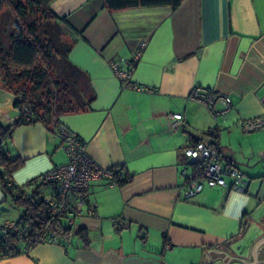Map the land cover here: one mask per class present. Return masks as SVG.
<instances>
[{"label": "crops", "instance_id": "obj_1", "mask_svg": "<svg viewBox=\"0 0 264 264\" xmlns=\"http://www.w3.org/2000/svg\"><path fill=\"white\" fill-rule=\"evenodd\" d=\"M48 8L65 18L69 60L87 74L95 93L87 110L59 120L85 143L99 168L120 170L132 181L91 182L85 197L95 212L76 220L68 240L38 244L0 264H264V244L256 252L259 240L251 244L264 230V129L240 128L242 121L264 115V0H184L175 10L115 12L104 9L102 0H53ZM114 62L129 72V87L122 86ZM196 86L228 96L230 110L213 117L189 99ZM14 100L0 81L3 126L20 119ZM222 108L216 105L218 112ZM175 113L184 124L172 130L169 116ZM209 130L219 136L223 164L245 174L247 192L230 191L227 180L226 187L184 199L183 150L197 140L214 142ZM59 145L51 126L15 128L6 152L24 165L12 183L25 188L65 164ZM7 201L0 187V235L17 222L7 216ZM116 218L127 227L117 228Z\"/></svg>", "mask_w": 264, "mask_h": 264}, {"label": "trees", "instance_id": "obj_2", "mask_svg": "<svg viewBox=\"0 0 264 264\" xmlns=\"http://www.w3.org/2000/svg\"><path fill=\"white\" fill-rule=\"evenodd\" d=\"M53 0H0V39L7 37V43H0V81L4 88L27 81L29 93L24 87L13 93L16 107L19 102L29 105L32 119L20 118L9 126L0 124V187L13 205L22 208V215L17 226L29 230L31 236L39 237L50 234L68 240L71 229L58 218H52L46 212V205L41 199L40 187L49 183L35 178L25 188H18L12 183V175L22 168L24 161L11 158L6 147L12 141L15 128L26 123H43L59 118L66 113L85 111L95 98L89 77L72 64L69 53L72 42L64 39V27H69L65 18H58L48 8ZM184 0H102L103 8L109 12L122 11L139 7L167 6L177 9ZM32 98L31 101L27 97ZM45 97V100L42 98ZM51 104H54L52 110ZM213 131V132H212ZM213 137L209 146H218L216 130L207 131ZM202 142L200 140L194 143ZM197 168L193 166L195 172ZM199 171V170H198ZM112 172L118 186L132 181V176L125 174L120 179L119 171ZM33 186L32 191L27 190ZM264 219L260 221L264 225ZM11 234L0 235V255L6 246L13 254H18Z\"/></svg>", "mask_w": 264, "mask_h": 264}, {"label": "built area", "instance_id": "obj_3", "mask_svg": "<svg viewBox=\"0 0 264 264\" xmlns=\"http://www.w3.org/2000/svg\"><path fill=\"white\" fill-rule=\"evenodd\" d=\"M144 45L141 47L143 48ZM112 69L122 81V86L129 87L126 81L128 71L118 69L117 64L112 63ZM140 90H144L143 88ZM146 91V90H145ZM189 99L204 105L208 112L216 117L219 113L226 114L231 108V99L228 96H220L213 90L196 86L189 94ZM221 103L220 112L216 105ZM264 110V95L261 98ZM20 118L30 121L32 112L29 106L19 102L14 107ZM172 130L179 129L184 124V117L180 113L169 116ZM244 133L257 132L264 129V115L259 118L244 120L240 123ZM51 130L60 141L59 149L64 152L67 162L54 166L41 175L40 180L49 183L50 191L41 199L46 205V212L52 218H58L73 233L76 220L83 214L93 215L94 206L87 204L85 194L88 192L91 182L107 177L112 185H117L112 172L99 168L89 157L85 143L78 138L60 120H51ZM213 132V131H212ZM183 155L186 158L188 170L182 172L184 186L182 195L184 199H191L200 194L205 188L226 187L230 182L229 190L236 193H246L248 182L245 174L234 167L225 166L218 146H209L203 142L192 143L184 148ZM193 166L197 170L193 171ZM199 170V171H198ZM122 179L123 176L119 175ZM117 228L127 227V223L119 218L113 220ZM2 233L11 234L14 238L16 253H28L34 246L41 243L58 244L59 238L50 234H42L39 237L31 236L29 230L17 226L16 222L8 223L2 229ZM13 252L9 246L3 250L0 259Z\"/></svg>", "mask_w": 264, "mask_h": 264}, {"label": "rangeland", "instance_id": "obj_4", "mask_svg": "<svg viewBox=\"0 0 264 264\" xmlns=\"http://www.w3.org/2000/svg\"><path fill=\"white\" fill-rule=\"evenodd\" d=\"M0 43L2 45L6 44L7 43V37H4L3 39L1 38L0 39ZM21 87H24L26 92L29 93L30 91V88H31V85L27 82V81H23V82H20L19 84H15V85H12V86H7V88H10L12 92L15 93L16 90L20 89ZM11 92V93H12ZM13 94V93H12ZM30 96L27 97V100L31 101L32 98H29ZM45 102H46V99L45 97H42ZM15 101V100H14ZM29 104V103H28ZM26 105V106H29V105ZM52 106V110H54V104H51ZM49 124H51V121L49 122ZM48 126H51V125H48ZM40 191H42V194H47L48 191H49V187L48 186H41L40 188ZM39 191V192H40ZM4 208H6L8 210L7 212V216L12 219V220H18L21 215H22V208L19 207V206H15L13 205V203L11 202V200H8L4 205H3ZM255 237L253 238L254 240L252 241V245L255 244V242H257L258 240H261V239H264V230H262V232L258 233L257 235H254Z\"/></svg>", "mask_w": 264, "mask_h": 264}, {"label": "water", "instance_id": "obj_5", "mask_svg": "<svg viewBox=\"0 0 264 264\" xmlns=\"http://www.w3.org/2000/svg\"><path fill=\"white\" fill-rule=\"evenodd\" d=\"M264 244V239L259 240V242L255 245L254 251L256 252L259 248Z\"/></svg>", "mask_w": 264, "mask_h": 264}, {"label": "flooded vegetation", "instance_id": "obj_6", "mask_svg": "<svg viewBox=\"0 0 264 264\" xmlns=\"http://www.w3.org/2000/svg\"><path fill=\"white\" fill-rule=\"evenodd\" d=\"M262 219H264V216H263V217H261V218H259V222H260ZM263 223H264V222H263Z\"/></svg>", "mask_w": 264, "mask_h": 264}]
</instances>
